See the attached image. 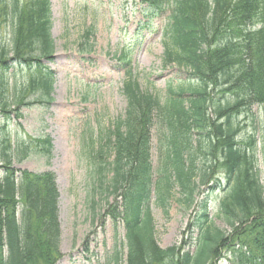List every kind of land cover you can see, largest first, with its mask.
Wrapping results in <instances>:
<instances>
[{
  "label": "trees",
  "instance_id": "obj_1",
  "mask_svg": "<svg viewBox=\"0 0 264 264\" xmlns=\"http://www.w3.org/2000/svg\"><path fill=\"white\" fill-rule=\"evenodd\" d=\"M18 2L0 0V28L9 29V46L0 44V97L8 73L29 71L30 87L40 89L36 102L45 104L51 100L53 85L52 73L44 65L53 54L50 0ZM137 4L147 27L164 16L160 33L164 61L185 78L175 91L168 87L172 97L161 102L141 92L132 74L125 76L121 88L126 109L107 129L113 157L94 165L89 210L94 213L96 195L103 198L105 193L112 201L92 220L101 223L109 216L123 223L125 264H212L221 250L230 264H264V190L258 185L253 157L237 141L234 124L253 107L261 111L264 122V0H138ZM7 107L1 100L0 118L7 119ZM14 117L19 118L18 112ZM154 118L169 132L161 153L162 177L155 184L149 159ZM195 134L203 136L201 156L218 159L224 171L226 194L219 209L231 228L227 237L209 229V198L194 203L196 176L186 152ZM50 142L48 138L37 142L47 157ZM253 142L250 138L247 143L250 149ZM8 148L0 141V264H56L60 230L55 177L49 171L15 169ZM261 152L264 162V142ZM205 176L201 173L198 181L205 183ZM171 179L187 204L194 203L186 230L197 236L162 250L153 240L148 208L153 190L163 205ZM190 241L193 252L184 250ZM114 261L118 263V256Z\"/></svg>",
  "mask_w": 264,
  "mask_h": 264
},
{
  "label": "rangeland",
  "instance_id": "obj_2",
  "mask_svg": "<svg viewBox=\"0 0 264 264\" xmlns=\"http://www.w3.org/2000/svg\"><path fill=\"white\" fill-rule=\"evenodd\" d=\"M18 1L20 5L24 0ZM137 3L138 0H50L53 54L44 65L52 73L51 100L45 104L36 102L41 98L40 89L30 87L29 71L5 76L0 101H5L9 113L7 119L0 118V141L9 147L7 152L15 169L35 174L49 171L55 177L60 230V258L56 264H116L117 256V264L126 263L123 223L109 216L101 223L92 220L112 201L105 193L103 198L96 195L94 213L89 210L92 171L94 165L112 160L107 129L124 115L127 100L121 87L125 76L132 74L141 92L151 93L161 102L172 97L168 87L175 91L178 81L185 78L164 61L160 34L164 16L154 18L147 27ZM8 30L7 25L0 28V44L5 47L9 46ZM122 55L128 64L124 65ZM16 101L21 105L16 107ZM14 111L18 112V119ZM234 124L237 141L245 154L253 157L258 185L264 190L262 113L253 107L251 114L241 116ZM167 136L169 132L161 120L154 118L149 147L153 184L162 177L161 153ZM43 138L51 141L48 157L38 150V139ZM250 138L254 140L252 149L247 144ZM191 141V149L186 152L190 162L186 161L188 166L192 163L196 176L194 203L209 198V229L216 228L227 237L231 228L219 209L226 194V187H222L223 168L218 159L198 152L199 145L203 148V136L195 134ZM100 148L103 157L99 156ZM201 173L207 174L203 184L197 178ZM170 182L163 205L153 190L148 208L153 240L162 250L179 247L197 236L186 230L194 203L188 205L186 196L172 179ZM191 244L190 241L184 250L193 252ZM219 255L212 264H230L227 253L221 250Z\"/></svg>",
  "mask_w": 264,
  "mask_h": 264
}]
</instances>
